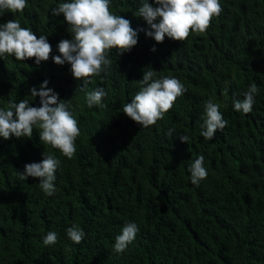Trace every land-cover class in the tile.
Returning a JSON list of instances; mask_svg holds the SVG:
<instances>
[{"label": "trees", "instance_id": "obj_1", "mask_svg": "<svg viewBox=\"0 0 264 264\" xmlns=\"http://www.w3.org/2000/svg\"><path fill=\"white\" fill-rule=\"evenodd\" d=\"M63 2L27 0L23 12L0 15V25L18 19L52 48L39 65L0 57V109L48 81L59 100H70L80 129L71 159L40 142L35 127L31 138H0V264H264V0H220L222 11L204 33L162 43L147 37L148 25L136 17L142 0H109L113 14L137 30V44L122 55L109 50L111 65L85 87L70 65L52 60L58 43L72 38L63 16L51 15ZM149 68L186 91L162 120L143 128L122 109ZM253 82L252 111H235L233 100ZM96 88L106 95L89 108L85 95ZM209 99L228 123L205 141L200 125ZM29 106L39 107V97ZM43 153L60 160L51 196L37 179L18 174ZM200 155L208 175L195 186L187 169ZM73 223L84 232L79 244L66 234ZM127 223L139 231L118 254L115 237ZM49 231L57 242L46 246Z\"/></svg>", "mask_w": 264, "mask_h": 264}, {"label": "clouds", "instance_id": "obj_2", "mask_svg": "<svg viewBox=\"0 0 264 264\" xmlns=\"http://www.w3.org/2000/svg\"><path fill=\"white\" fill-rule=\"evenodd\" d=\"M26 7L27 0H0V15L4 12L21 13ZM221 11L220 0H153V4L142 0L136 17L142 18L148 25L149 30L145 35L156 43H162L165 37L179 42L187 39L190 33H204ZM51 15H62L68 26L67 31L72 36L58 43L59 55L52 57V60L56 65H70L73 78L83 81L84 87L90 83V77L99 76L111 65L112 61L107 58L109 50L116 49L117 55H122L137 44V30L122 15L113 14L109 0H68L52 8ZM51 51L45 35L37 38L30 28L21 27L18 19L0 25V57L14 56L17 61L34 58L39 65L49 59ZM156 75V71L151 68L143 72L139 81L142 87L122 109L124 115L143 128L162 120L175 100L186 91L177 78H155ZM47 84L48 81H44L39 90H29V97L19 103H10L7 109H0V138H31L35 127L39 129L40 142L71 159L76 152L75 141L80 135L78 122L68 110L70 100H59L58 94L47 88ZM258 91L256 83H251L242 100H233L234 110L243 114L250 113ZM227 92L226 86L222 94L227 96ZM105 95L102 88L87 92V106L92 108L101 105ZM37 96L40 106H29L32 98ZM219 109L220 104L212 99L204 104L200 135L205 141L212 140L215 133L223 130L228 123ZM174 131L170 130L168 135L173 136ZM179 139L187 143L189 137L183 134ZM42 157L39 163L26 164L23 173L18 174L20 180L25 181L29 177L37 179L40 190L51 196L56 191L55 172L60 160L52 154L43 153ZM203 161L204 157L200 155L187 169L190 181L195 186L208 175ZM138 231L136 223L125 224L115 237L114 252L123 253L134 241ZM66 234L75 244L81 243L84 238L82 228L75 223L67 228ZM56 242L57 234L53 231H49L43 240L46 246Z\"/></svg>", "mask_w": 264, "mask_h": 264}]
</instances>
